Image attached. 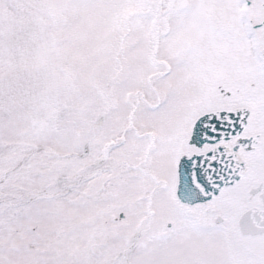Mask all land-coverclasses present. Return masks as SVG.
Here are the masks:
<instances>
[{"label":"snow or ice","instance_id":"obj_1","mask_svg":"<svg viewBox=\"0 0 264 264\" xmlns=\"http://www.w3.org/2000/svg\"><path fill=\"white\" fill-rule=\"evenodd\" d=\"M0 264H264V0H0Z\"/></svg>","mask_w":264,"mask_h":264}]
</instances>
